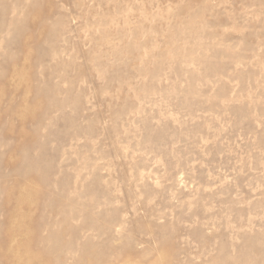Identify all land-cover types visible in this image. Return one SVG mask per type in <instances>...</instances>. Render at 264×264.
<instances>
[{
	"label": "rangeland",
	"instance_id": "374dc122",
	"mask_svg": "<svg viewBox=\"0 0 264 264\" xmlns=\"http://www.w3.org/2000/svg\"><path fill=\"white\" fill-rule=\"evenodd\" d=\"M0 264H264V0H0Z\"/></svg>",
	"mask_w": 264,
	"mask_h": 264
}]
</instances>
